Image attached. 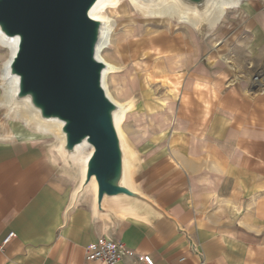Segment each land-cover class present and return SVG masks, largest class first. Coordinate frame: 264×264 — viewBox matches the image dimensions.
I'll return each mask as SVG.
<instances>
[{
	"label": "crops",
	"instance_id": "0c3cea01",
	"mask_svg": "<svg viewBox=\"0 0 264 264\" xmlns=\"http://www.w3.org/2000/svg\"><path fill=\"white\" fill-rule=\"evenodd\" d=\"M260 2L191 30L116 27V67L133 71L140 112L157 128L131 146L130 165L154 206L97 214L94 192L75 199L81 176L65 178L56 145L27 125L0 136V264H107L87 258L100 240L124 243L116 264H264V85L253 94L235 78L253 41L263 46Z\"/></svg>",
	"mask_w": 264,
	"mask_h": 264
},
{
	"label": "water",
	"instance_id": "95a60500",
	"mask_svg": "<svg viewBox=\"0 0 264 264\" xmlns=\"http://www.w3.org/2000/svg\"><path fill=\"white\" fill-rule=\"evenodd\" d=\"M97 1L0 0V36L15 41L4 81L14 79L11 105L24 102L36 119L60 124L62 160L71 159L79 146L90 147L75 199L93 181L97 214L134 211L142 203L154 205L129 181L132 153L119 137L120 107L105 92L107 65L97 57L104 25L90 15ZM207 1L178 0L196 10Z\"/></svg>",
	"mask_w": 264,
	"mask_h": 264
},
{
	"label": "rangeland",
	"instance_id": "374dc122",
	"mask_svg": "<svg viewBox=\"0 0 264 264\" xmlns=\"http://www.w3.org/2000/svg\"><path fill=\"white\" fill-rule=\"evenodd\" d=\"M242 1L245 2L246 0H242ZM259 1L261 2L258 7L257 13H260L261 18L264 21V0H259ZM242 3H240V6ZM118 5L119 6H116L115 8H106L105 10H103V12L105 13L100 14L103 16H107L112 20L114 26V32L117 26L119 27L124 23L125 24L140 23L141 20L158 21L151 18L150 19L146 18L147 16L139 12L133 6L131 1L121 0ZM235 10L237 9H227L225 14L223 15L224 17L222 18V20L226 17L227 14H231ZM167 20L173 21V23L176 25L177 28L180 27L182 28V30H191V27L190 28L182 27L184 23L178 20L177 16L175 17L173 14H171V16L167 18ZM167 20L162 19L160 21L164 22ZM253 42H254L253 48L254 49L256 48V50L254 52L248 51L246 52L245 55H243L241 66H238L235 69V74H236L235 78L239 81L246 83L247 89L254 94L256 92H259L260 89H262L261 87L264 85V80L262 84H258L255 81L257 77H260L258 73L263 72L262 70L264 69V42L262 44L263 46H259L260 43H257L256 41ZM6 56L8 57L7 49L4 48L2 45H0V68ZM103 56L107 62H112L113 65H115L116 67L114 60V53L111 50V48L109 49L108 52L105 51L103 53ZM113 71H115V73L111 74L107 79V89L115 100H117L123 106L129 109L123 120L122 129L126 137L125 139L126 147L132 153L131 146H133L140 137L147 136V134L155 131L157 128L154 125H151L150 126L151 130H150V127L146 126L147 125V121L145 119L146 117L142 115L140 112L139 103L136 97L135 78L133 71L130 68H123V67L122 68L118 67ZM0 85L2 87L4 86V83L1 79H0ZM26 119L27 117L25 115L17 116L16 114H14V112H9L8 108L4 106H0V136H12V132L15 129L17 130L20 129L25 131ZM31 125H32L31 123L27 124V126L32 127ZM32 128L34 129V127ZM37 134L44 137L49 143L56 145V146H52V148H54L56 152H59V147L61 142L56 137L54 131H48L46 133L40 132ZM88 154H89L88 152H84L82 156L83 158H81L80 160H72V158L69 160L61 159L62 161L60 166L63 169L65 178L73 182L75 179L78 178L79 175L81 176V169L83 162L82 159H84V157L87 156ZM58 155L61 157L60 154ZM130 170H131V166L129 172Z\"/></svg>",
	"mask_w": 264,
	"mask_h": 264
},
{
	"label": "bare ground",
	"instance_id": "6f19581e",
	"mask_svg": "<svg viewBox=\"0 0 264 264\" xmlns=\"http://www.w3.org/2000/svg\"><path fill=\"white\" fill-rule=\"evenodd\" d=\"M120 1L121 0H98L95 6L92 8L90 15L92 18L102 20L104 23L102 38L97 48V57L99 60L103 61L107 65V68L103 74V87L109 98L120 107V110L115 115V121H116V127L119 137L122 143L124 144V146H126L125 143L126 137L123 133L122 122L129 109L123 106L117 100H115L113 96L108 92L107 79L111 74L115 73V71L113 70L117 68L115 67V65H113L112 62H107L103 56V53L105 51L108 52L110 49L111 40L114 32V26L110 18H108L107 16L100 15L101 13H105L103 12V10H105L106 8H115L116 6H119L118 4ZM128 1H131L133 6L139 12L147 16L146 18L149 19L151 18L158 21L162 19L167 20V18L171 16V14H173L175 17L177 16L178 20L184 23L182 27H189V28L190 27L200 28L203 26L217 24L224 17L223 15L225 14L227 9H238L240 3L242 2V0H208L204 5L203 9L196 10V9L181 7L180 6L181 4L178 2V0H156L154 2H145L142 0H128ZM164 22H170V20ZM0 45H2L8 51V57L2 63V66L0 68L1 70L0 79L4 83L3 87L0 85L1 89L4 90L0 100V106H4L8 108L9 112H14V114H16L17 116L25 115L27 117L26 125L31 123L32 124L31 126L34 127V131H36V133H40V132L46 133L48 131H54L56 137L60 140V142H63V139L60 136V132H59L60 124L56 122H44L39 119H36L37 118L36 113L33 112L24 102H21L16 105L10 104V97L13 94L14 79L11 78L4 81V74H5V65L8 64L10 57L14 53L15 41L14 40L11 41L9 39H5L2 36H0ZM154 45L156 46V44ZM258 74L260 75V77H257L255 81L258 84H262L264 80V71ZM84 152H88L90 154L91 152L90 147L86 145L77 147L76 154L73 157H71L72 160H80L81 158H83L82 156ZM129 169H130V165L127 162L128 172ZM129 181L130 184L132 185L131 180ZM94 189H95V184L92 181L89 187L87 188L86 192H90L92 194L94 192Z\"/></svg>",
	"mask_w": 264,
	"mask_h": 264
},
{
	"label": "built area",
	"instance_id": "2783aa9c",
	"mask_svg": "<svg viewBox=\"0 0 264 264\" xmlns=\"http://www.w3.org/2000/svg\"><path fill=\"white\" fill-rule=\"evenodd\" d=\"M13 233L10 232L2 241L1 247L6 245L11 239ZM88 259H99L107 264H116L121 260L126 252L123 242L118 240H100L97 243L89 245L87 248ZM139 264H155L149 255H142L139 258Z\"/></svg>",
	"mask_w": 264,
	"mask_h": 264
}]
</instances>
